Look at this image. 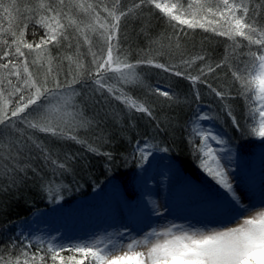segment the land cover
I'll use <instances>...</instances> for the list:
<instances>
[{
    "label": "snow or ice",
    "instance_id": "obj_1",
    "mask_svg": "<svg viewBox=\"0 0 264 264\" xmlns=\"http://www.w3.org/2000/svg\"><path fill=\"white\" fill-rule=\"evenodd\" d=\"M66 7L64 0H48L40 6L39 10L44 15L39 17L38 23L46 31L39 36L38 41L30 42L20 32L12 35L11 42L5 40L0 44V151L5 146V139L17 151H31L35 141L26 135L29 130L34 133H50L52 136L84 144L85 141L77 140L75 135L69 136L68 132L91 126L93 122L99 126V122L109 115V112L103 111L104 107L122 99L130 109L146 114L155 121L150 104L145 106L144 103H137L124 92L110 95L115 90L107 86L110 81L121 84L138 82L135 72L137 65L128 62L127 53L120 47L121 20L126 26L134 16L140 18L145 28L153 20L164 21L177 41L187 36L186 29H203L205 32L228 37L234 42V47L238 37L247 41V51L241 49L239 62L225 61L213 66L204 56L198 55L196 58L204 67H200L194 76L186 75L175 64H153L147 57L137 63L146 62L165 73L189 80L197 104L202 93L196 88V84L203 85L208 90V95L219 101L221 112L230 119L231 126L240 132L241 140L250 136H259L264 140V24L256 26V9L245 0H131L130 5H121L120 0H113L110 6L103 9L111 26L105 27L102 24L101 28L104 30L95 41L84 36V41L89 45L88 53L92 55L88 67L85 68L81 62L78 49L75 61L69 56L57 58L61 62L63 59L69 61V71L74 63L86 75L83 79L66 76L61 80L59 65L56 75L50 76L52 56L49 46L60 48L67 40V30L72 27V22L65 25L59 19L66 16ZM76 7L82 8L88 15H99L92 5ZM261 7L264 8V5ZM5 11L8 9L5 8ZM144 21H147V25ZM93 47L98 49L99 56L92 50ZM33 49L39 50L41 55L48 54L49 64L46 70H29L30 65H36V60L28 59ZM193 62L191 59L184 61L188 67ZM39 67L44 68L43 65ZM218 70L224 71L223 80L220 79ZM77 85L80 87L79 91ZM150 90L154 96L167 98L164 103L173 99L168 90L161 89L159 83ZM89 91L92 96L88 95ZM252 93L256 94L262 105L259 112L262 119L258 128H249L247 122L242 124L235 114V108L228 103L230 98L235 97L247 101ZM77 97L80 104L76 103ZM90 102L94 108L91 119L85 115ZM69 108H74L75 111H69ZM96 108L100 111H95ZM195 116V120L189 118L185 121V141L193 156L198 158L197 166L212 179L223 195L211 197L199 193L191 202L194 209L192 214L204 217L222 216L226 222H177L175 219H168L170 214H177L175 205L169 206L167 203L151 200L150 207L129 205L128 213L123 219L113 212L112 222L109 224L112 230L92 232L87 238L76 237L64 241L63 233L58 228L55 231L59 235L51 237L49 241H44L42 237L34 242L30 236L24 239L17 237L11 240L8 248H0V264H264V176L258 187L249 180L248 191L241 189L234 173L239 166L238 153L243 145L237 143L235 148L230 147L234 143L231 138L200 127L201 121L218 120L219 113L213 115L211 112L197 111ZM193 133L199 143L193 138ZM168 134L169 127L155 123L150 137L144 138L142 143L137 140L135 147L124 158L125 165L129 159L135 165L138 179L141 172L146 174L149 171L151 159L157 153L166 154L171 151V146L165 140L151 142ZM87 148L92 153L105 156L109 162L113 159L110 152H100L90 144ZM208 159L215 163V169L208 166ZM43 160L45 165L50 164L54 172L59 170L62 175L72 170L71 157H64L63 162L58 163L45 153ZM40 167L42 170L43 166ZM28 168H31L33 175L39 180L38 187L48 191V202L61 206L65 196L59 187L53 192L52 181L47 176L40 177L36 168L30 164L13 170L15 175L10 177L11 184L16 185L18 178L26 180ZM4 175V171L0 170V177ZM142 186L147 187L146 180L142 181ZM154 218H161L164 223L153 225ZM20 235L23 237V233ZM25 240L28 242L25 243ZM33 248L35 251H32ZM6 252L8 255H5Z\"/></svg>",
    "mask_w": 264,
    "mask_h": 264
},
{
    "label": "trees",
    "instance_id": "obj_2",
    "mask_svg": "<svg viewBox=\"0 0 264 264\" xmlns=\"http://www.w3.org/2000/svg\"><path fill=\"white\" fill-rule=\"evenodd\" d=\"M47 2L48 0H0V5H3L0 7V44L5 40L11 42L12 35L20 32H23L24 39L30 42L38 41L39 36L46 31L38 23L39 17L44 15L39 9L42 4ZM64 2L67 5L64 9L66 16L59 19L65 25L71 21L72 27L67 30V40L63 47L52 48L49 46L52 56L50 76L56 75V68L59 65L61 80L66 76L68 78L77 76L83 79L86 73L79 71L74 63L69 71V61L63 59L61 62L57 58L69 56L75 61L78 49L81 62L85 68L88 67L92 55L88 53L89 45L84 41V36L91 35L89 38L95 41L104 30L101 28L102 24L105 27L111 26L110 19L103 9L105 6H110L113 0H64ZM245 2L256 9V26L264 24V8L261 7L264 5V0H245ZM130 3L131 0H120L121 5H130ZM85 4L92 5L99 15H88L83 12L82 8L76 7V5ZM5 8L8 9L7 12ZM143 23L147 25V21ZM90 28L93 29L94 35L89 33ZM186 31L187 36L177 41L172 30L162 20H153L146 28L142 26L139 17L134 16L126 26L123 19L121 20L120 47L127 53L128 62L137 65L135 72L139 79L138 82L129 84L110 81L107 86H111L115 90L110 95L124 92L137 103H144L145 106L150 104L156 118L155 121L147 117L146 114L130 109L122 99L113 101L111 105L104 107L103 111L109 112V115L99 122V126L93 122L91 126L75 128L68 132L69 136L75 135L77 140L85 141L84 144L60 136H52L50 133H34L33 130L26 133L35 141L31 151L25 149L17 151L16 147L4 141L5 146L0 151V170L5 173L0 177V184H2V191H0V248H8L11 240L18 237L16 235L18 226L34 213L49 205L48 191L38 187L39 180L33 175L31 168L26 171V180L18 178L16 185L11 184L10 177L15 175L13 170L18 166L25 168L30 164L31 167H35L40 177L47 176L52 181L51 190L53 192L59 187L60 192L65 196V202L69 204L90 197L96 189L103 188L105 190L111 179H117L121 186L130 193L134 190L138 179V170L130 159L125 165L124 158L135 147L137 140L142 143L144 138L150 137L155 123L158 122L163 127H169V134L151 142L159 143L160 140H165L171 146L169 156L180 163L192 177L199 176L201 172L200 167L197 166L198 158L194 157L189 150L183 126L189 118L195 120V113L202 107L209 108L213 115L219 113L220 118L216 121L223 126L229 138L234 141L232 144L234 147L239 143L248 149L255 148L252 140L255 137L250 136L241 140L240 132L231 126L230 119L221 112L219 101L208 95V90L203 85L196 84V88L202 93L197 104L193 95V86L189 80L165 73L146 62L137 63L138 60L147 57L152 60L153 64H175L186 75L194 76L197 75L200 67H204V64L196 58L198 55L204 56L206 61L214 66L215 63L225 61L228 63H232L233 60L239 62L241 49L247 51L245 47L247 41L240 37L236 39L234 47V42L228 37L205 32L203 29H186ZM69 42L71 46H69ZM92 50L99 56L98 49L93 47ZM44 56L49 64L48 54L45 53ZM28 59L35 60V57L31 54ZM190 59L194 62L188 67L184 61ZM34 66L30 65L29 70L37 72ZM218 74L221 80L225 78L224 71L218 70ZM158 83L162 90L170 92L173 97L172 101L164 103L167 98L152 94L150 88ZM76 87L79 91V85ZM88 95L92 96L93 94L89 91ZM255 98L256 94L252 93L247 101L240 97L230 98L228 101L235 108V114L241 119L242 124L247 122L249 128H255L253 124H256L255 120H251ZM76 103H81L79 97L76 98ZM81 107H83L82 104ZM71 111H75V109L73 108ZM95 111H100V109L96 108ZM93 113L94 108L90 102L85 110V115L91 119ZM193 138H196L195 133H193ZM88 144L100 152H110L113 157L111 162L103 155L90 152L87 148ZM35 145L44 147L37 148ZM45 153L57 160L58 163L63 162L64 157H71L72 170L63 175L59 170L54 172L50 164L45 165L43 160ZM40 166H43L42 170ZM47 187L45 186V188ZM128 196L132 198L130 194ZM32 251H35V248ZM5 255L8 253L6 252ZM62 255H67V253H62ZM20 259L22 260L23 257Z\"/></svg>",
    "mask_w": 264,
    "mask_h": 264
},
{
    "label": "rangeland",
    "instance_id": "obj_3",
    "mask_svg": "<svg viewBox=\"0 0 264 264\" xmlns=\"http://www.w3.org/2000/svg\"><path fill=\"white\" fill-rule=\"evenodd\" d=\"M91 28L89 33L94 35V31ZM44 54L41 55L39 50L33 49L32 55H34L36 60V65L34 66L36 71H44L48 68ZM40 65H43L44 68L41 69ZM255 99L254 109L251 111V120H255L256 124L253 125L258 128L262 119L259 115L262 105L257 96ZM71 109L73 108H69V111ZM199 112L206 113L211 112V110L207 107H202ZM200 127L213 130L229 138L227 131L216 119L208 120L207 122L201 121ZM252 137H255L252 139L255 148L248 149L243 146L239 149V166L234 173L235 180L245 192L248 191L247 184L251 179V175L264 168V140L259 136ZM195 139L199 142L198 138ZM5 141L8 143L7 139ZM213 146L216 147V145ZM230 147L235 148L236 146L230 145ZM207 163L208 166L215 169V163L211 159H208ZM199 170L201 175L192 177L168 153H157L151 159L149 171L146 174L143 172L139 174L140 178L137 179L134 190L130 193L121 186L117 179H111L105 190L103 188L96 189L86 199H79L71 204L65 202L64 199L61 206H54L49 203L47 208L37 211L27 221L21 223L18 226L16 235L20 239L30 236L33 242L41 237L44 241H49L51 237L59 235L55 231L58 228L63 233L64 241H68L76 237L87 238L92 232L102 233L104 229L111 231L109 224L112 222L111 214L113 212L123 219L128 213L129 205L139 204L144 207H150L151 199H149L148 194L160 189L166 190L170 194L165 203L169 206H176L177 214H170L168 219H175L177 222L191 221L194 224L208 220L213 224L224 223L226 221L222 216L204 217L192 214L194 209L191 207V202L197 198L199 193L211 197H221L223 195L212 179L201 168ZM144 180L147 181V187L142 186V181ZM128 194L132 198H129ZM101 219H104L106 226L101 223L99 226H95ZM152 223L157 225L164 223V220L154 218ZM21 233H23V237H21ZM27 242L25 240V243Z\"/></svg>",
    "mask_w": 264,
    "mask_h": 264
},
{
    "label": "bare ground",
    "instance_id": "obj_4",
    "mask_svg": "<svg viewBox=\"0 0 264 264\" xmlns=\"http://www.w3.org/2000/svg\"><path fill=\"white\" fill-rule=\"evenodd\" d=\"M149 199L151 200H156L158 203H165L167 202V198L170 196L168 191L166 190H157V191H152L148 194Z\"/></svg>",
    "mask_w": 264,
    "mask_h": 264
}]
</instances>
